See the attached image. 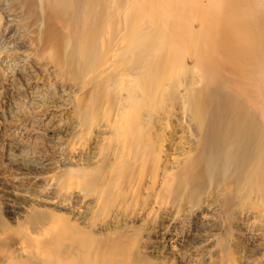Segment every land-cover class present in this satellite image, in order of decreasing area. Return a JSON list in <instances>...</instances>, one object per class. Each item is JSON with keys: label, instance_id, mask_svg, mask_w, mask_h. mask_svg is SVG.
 I'll return each mask as SVG.
<instances>
[{"label": "bare ground", "instance_id": "6f19581e", "mask_svg": "<svg viewBox=\"0 0 264 264\" xmlns=\"http://www.w3.org/2000/svg\"><path fill=\"white\" fill-rule=\"evenodd\" d=\"M0 121V264H264V0H0Z\"/></svg>", "mask_w": 264, "mask_h": 264}, {"label": "rangeland", "instance_id": "374dc122", "mask_svg": "<svg viewBox=\"0 0 264 264\" xmlns=\"http://www.w3.org/2000/svg\"><path fill=\"white\" fill-rule=\"evenodd\" d=\"M24 1H25V0H17V2L20 3V4L24 3ZM0 123H1V121H0ZM0 127H1V125H0ZM1 130H2V128L0 129V131H1ZM46 133H48V132H46ZM0 147L4 148V150H8V149L10 150V149H11V148H10L8 145H6V143H5L3 140H1V139H0ZM6 148H7V149H6ZM11 151L14 152V149H11ZM4 166H5V165H4ZM2 168H3V171L5 170V174H6V173L9 174L10 172L14 174V173L17 172V171L14 170V169H13L12 171H10V170H9L8 168H6V167H2ZM6 169H7V171H6ZM14 171H15V172H14ZM11 173H10V174H11ZM10 174H9V175H10ZM184 237H185V238H184ZM184 237L182 236V238L179 240V242H180L181 240H183V238L185 239V241H182V242H180L181 244L178 243L177 245H178V247H180V248L182 247L183 251H186V253L189 252L188 254H189V255H192V250H191L192 248H191V249L189 248V246H190V239L187 238L186 236H184ZM187 242H189V243H187ZM183 243H184V245H183ZM191 243H192V240H191ZM185 244H188V245L185 246ZM179 245H180V246H179ZM188 248H189V249H188ZM184 249H186V250H184ZM197 253H198V254H196V252H193V256L196 257V255H197L196 258H199V257H200V251L197 252Z\"/></svg>", "mask_w": 264, "mask_h": 264}]
</instances>
